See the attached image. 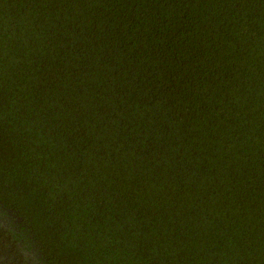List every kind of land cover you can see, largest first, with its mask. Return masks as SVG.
Segmentation results:
<instances>
[{
    "label": "trees",
    "instance_id": "trees-1",
    "mask_svg": "<svg viewBox=\"0 0 264 264\" xmlns=\"http://www.w3.org/2000/svg\"><path fill=\"white\" fill-rule=\"evenodd\" d=\"M0 264H264V0H0Z\"/></svg>",
    "mask_w": 264,
    "mask_h": 264
}]
</instances>
